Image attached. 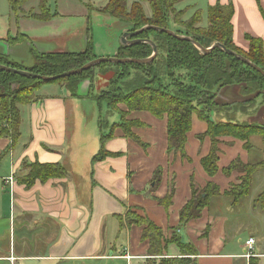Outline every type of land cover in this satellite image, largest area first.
Wrapping results in <instances>:
<instances>
[{"label":"crops","instance_id":"crops-1","mask_svg":"<svg viewBox=\"0 0 264 264\" xmlns=\"http://www.w3.org/2000/svg\"><path fill=\"white\" fill-rule=\"evenodd\" d=\"M51 1L49 5L52 10L54 7L57 17L65 16L71 22L86 25L72 34L78 38V33H83L84 43L74 50L84 51L87 23L93 13L102 14L98 10L110 0ZM135 1L128 0V7L131 8ZM194 1L192 3L206 13V17L209 7L233 5L235 46L248 52L247 37H251L261 40L264 48V0ZM12 17L11 12H0V56L10 48L7 59L24 62L26 68L35 65V55L28 46L7 42L8 37L14 39L19 33L40 45L37 53L74 52L68 42H62L59 37L48 39L56 37L55 32L61 30L46 26L56 18L48 23L40 22L43 26L38 25L39 30L36 28L33 34L25 29L28 22L23 20L16 24ZM123 29L126 33L127 29ZM79 87L81 96H73L65 85L43 86L37 92L36 101L20 106L19 140L13 144L10 138H0V264H158L159 257L149 256V243L143 241V227L125 224L121 228L119 218L125 217L130 209L148 217L163 231L167 241L172 240L173 235L178 236L182 248L175 243L164 244V258H180L191 252L194 255L190 258L196 264L264 262V234L259 239L251 234L243 239L238 234L230 240L226 233L227 219L220 217L221 213L213 205L204 209L199 218L181 224L180 213L192 198L193 184L196 189H203L212 182L223 194L238 182L240 173L234 172L227 177L223 170L239 159L226 157V150L245 151L243 142L226 140L233 143L221 148L220 171L210 178L201 160L209 154L211 140L198 138L207 131V124L202 133L192 134L191 131L188 134L186 153L189 160H185L180 155L168 154L167 117L159 119L148 112L130 113L129 120L142 123L141 127L133 128V133L143 143L140 145L114 126L121 122L120 113H116L115 120L112 117L115 113L105 116L95 101H89L92 100L90 93L83 96L87 85L82 83ZM111 129L113 137L104 145L109 156L93 164L94 157L101 151L102 136ZM260 140L251 139L254 148L245 151L246 155L240 159L242 163L255 164L264 160V139ZM203 143L206 146L202 152ZM257 149L261 154L250 159ZM36 163L63 166L68 175L47 182L36 181L27 187L19 178L27 175L25 166ZM160 169L161 179L156 186L155 175ZM10 177L15 178L13 183L8 181ZM170 187L174 189V197L167 209L160 202L168 195ZM250 238L255 241V255L247 259L244 255Z\"/></svg>","mask_w":264,"mask_h":264},{"label":"trees","instance_id":"trees-1","mask_svg":"<svg viewBox=\"0 0 264 264\" xmlns=\"http://www.w3.org/2000/svg\"><path fill=\"white\" fill-rule=\"evenodd\" d=\"M30 0H20L19 4L8 0L11 11L16 16L21 12V5ZM184 0H138L131 8L128 0H110L98 11L117 19L123 25L130 27L132 32L146 26H153L171 30L177 35L188 36L197 41L205 49L215 43H220L227 49L243 56L259 68L264 70V48L261 40L247 37L250 43L248 52L237 48L233 42L232 18L233 5H220L209 7L207 11V26H202L203 13L195 21L182 22L178 19L174 7ZM41 10L34 16L41 23L52 21L58 16L49 5V0H40ZM143 4L150 6V15L144 10ZM173 17L174 21H172ZM178 29L174 30L171 25ZM90 32V27L88 28ZM135 39L149 40L158 48L156 59L146 65L137 64H101L79 75L44 82L31 77L20 76L8 71L0 70V138H10L15 144L20 138L21 114L20 106H27L37 100V92L46 85H65L67 91L78 96L79 86L86 80L94 77L97 68L116 69L110 84L114 89L105 91L96 99L100 109L107 107V113H120L121 122L114 125L121 128L125 135L135 142L143 145L141 140L133 133V128L141 127L139 121L129 120L132 112H148L159 119L167 117L168 120V154L180 155L182 159L189 160L186 153L188 134L191 132L193 116L207 124V131L200 135V140L210 138L211 149L209 154L201 160L206 174L213 178L219 170V160L222 154L221 142L225 137H231L244 143V148L251 151L254 146L251 139L261 137L264 139V126L250 123H240L235 119L236 113H248L259 106L263 100L264 106V77L235 57L228 55L217 48L208 55L202 54L193 44L178 40L166 33L149 30ZM29 40L27 36L19 33L16 38L8 37L9 44L23 43ZM91 37L87 34V45L82 52H53L34 54L36 63L31 68L0 56V65L16 70L29 71L36 75L55 77L63 73L82 68L96 59L92 53ZM153 49L147 43L134 46H120L117 58L120 59H148ZM241 87V94L248 100L234 104H219L218 92L229 86ZM91 92V91H90ZM93 99L92 94L89 97ZM124 105L126 111L118 108ZM261 105V103H260ZM218 121H213L212 116ZM104 120H102L103 122ZM101 125L104 128V122ZM114 127V128H115ZM113 137L112 129L102 136L101 151L94 157L93 164L103 161L109 156L105 150V142ZM28 172L19 178L27 187L33 186L36 181L47 182L54 178H65L68 173L60 165L32 164L25 166ZM264 170V160L255 164H244L236 160L223 170L229 177L238 172V182L222 194L219 186L209 182L205 188L196 189L192 185V198L180 213L181 224L185 225L201 216L204 209L211 207L214 198L231 200V206H238L251 194V187L255 176ZM161 169L157 171L154 180L157 186L161 179ZM174 197V189L170 187L168 195L161 200L165 208H169ZM264 199V193L261 195ZM121 228L127 226L143 227V241L149 243V256L159 257L158 264H196L189 256L181 258H164V244H179L178 236L173 235L167 241L163 231L148 217L141 213L128 210L125 217H121ZM125 219V220H124ZM165 245V246H166ZM194 255V254H191ZM190 255V256H191ZM250 264H254L252 261Z\"/></svg>","mask_w":264,"mask_h":264},{"label":"rangeland","instance_id":"rangeland-1","mask_svg":"<svg viewBox=\"0 0 264 264\" xmlns=\"http://www.w3.org/2000/svg\"><path fill=\"white\" fill-rule=\"evenodd\" d=\"M13 1L14 2L16 1L15 3H17V5L20 3L19 2L20 0H13ZM33 1L34 0H30V1L25 2L24 5L22 4L21 12L17 13V15L15 16L14 13L10 11L11 7L9 8L8 0H0V12H3V14L7 12L8 13L11 12L13 16L12 21L16 24H19L21 21L25 20L26 22H28L27 26H25V29H27V31H30V33L34 34L35 32L33 31H37L35 30L36 28H38L39 30L40 27L38 25L41 24L40 21L33 18L34 16H38L40 14L41 2L39 0V3H38V0H36V2L33 3ZM50 2L52 3L51 0ZM192 2L193 0H184L179 5L174 7L175 13L179 16L178 19L182 20V22H189L191 20L195 21L197 17L199 16V13H200L199 11L201 10H199L198 6ZM143 7H144V10H146V12L150 15V6L148 4H143ZM69 8L71 7H68V9ZM87 9L90 10V8H87ZM53 10H54V7H53ZM103 15L104 14L93 13L92 18L90 19V22L87 23L86 33L89 34L91 37L92 53H93V56L96 57V59L113 58L115 55H117L118 50L122 43L121 40H122L123 34L125 33L123 31L124 30L123 28L125 27L127 29L126 32H132L130 27L123 25L122 23L117 21V19L112 17V19L110 20V17L108 15H104V16ZM203 17H204V21L202 23V26H207L206 13L203 14ZM171 18H172V21H174L173 20L174 18L173 17ZM71 21L72 20H69V18L66 19L65 16L63 18L56 17V19L51 24L46 25V26H50L54 30H57L59 28L61 30H58V32H55L56 35L54 36L56 37H52L48 39L54 40L55 38L58 39L59 37V39H61L62 42L63 41L68 42L67 45H69L74 52H78L77 50H74V49H77L75 48L76 46L79 47L81 43L82 44L84 43L82 39L83 33L82 32L78 33L80 34L78 38H76L75 36H72V34H76L82 28L86 27V25L84 23L77 24V22H71ZM40 26H43V25H40ZM89 27H90V32L88 30ZM171 27L174 30L178 29L173 24L171 25ZM49 31L53 33L51 29ZM57 34H60L61 36H57ZM67 36H70L72 39L67 38ZM73 39H77L79 42ZM40 43H43V42H40ZM51 44L56 45L55 43H51ZM37 46L40 47L38 43H37ZM45 47L46 46L44 45L42 49ZM99 68H97L94 72L95 78L91 79L92 83H91L90 93L92 94L93 99L92 100L87 99L91 103H93V101L96 102V99L103 92L105 91L112 92V90L114 89V87H112V85L110 84V81L116 69L106 68V67H103L101 69ZM244 100L245 101L248 100V97H244L241 94V87L237 85L224 87L217 94V101L219 102V104H234L236 102H242ZM258 104H259L258 107H256L254 110L252 109L246 114L237 112L235 116L236 121L240 123H244V122L250 123V124L256 123V125L263 126L264 125L263 100H260ZM118 108L126 109L124 105H119ZM97 110L99 112V108ZM103 111H104V115L106 116L107 107H104L102 112ZM114 115L112 117L115 120V118L117 117V114L115 113ZM212 120L218 121L219 118L213 115ZM205 127H206V123L201 122V120H199L196 117V115L193 116V125H192V130H191L192 134L202 133ZM259 138L262 139L261 137ZM259 138H252V139L254 142H258V141L261 142L262 140H260ZM229 139L233 141L236 140L231 137H225L222 139L220 148H224V147H227L228 145H232L233 141L230 143L226 142V140H229ZM190 146H193V143L190 142ZM205 146H206V143L201 144L200 151L203 152L205 150ZM245 151H242V150L233 151L231 149H227L226 157L230 158L231 156H235L236 158L239 157L238 160H240V159H243L244 156L246 155ZM260 151L261 150L257 149V153H255L254 156L251 155L250 159H253V157L257 158L258 155L261 154ZM263 181H264V170L255 176L253 184H252L253 188L251 187V194L249 195V197L246 198L242 203L238 204V206L236 207L230 206L231 200L215 199L212 201L211 206L213 205L217 209V211L221 213L220 217H224L227 219L226 233L228 234L229 239L230 238L232 239L238 234H241L243 239H247V237L250 234L255 235V237H257L258 239L263 237V234H264V199H261V195L264 193V184L261 185ZM256 184L257 186H255ZM256 187L258 188L256 189ZM190 255H191V252L183 254L184 257H187V256L190 257ZM262 264H264V262Z\"/></svg>","mask_w":264,"mask_h":264},{"label":"water","instance_id":"water-1","mask_svg":"<svg viewBox=\"0 0 264 264\" xmlns=\"http://www.w3.org/2000/svg\"><path fill=\"white\" fill-rule=\"evenodd\" d=\"M149 30H154V31H157V32L166 33V34H168V35H170V36H172V37H174V38H176L178 40H183V41L190 42L191 44H193L204 55H208L212 51H214L215 49L220 48L225 53H227L228 55L235 57L237 60L243 62L244 64H246L247 66H249L253 70H256L257 72H259L264 77V70L263 69L259 68L257 65L253 64L251 61L247 60L243 56H241V55H239V54L227 49L225 46L221 45L220 43H215V44L212 45L211 48L205 49L204 47H202L197 41H195L191 37L177 35L176 33H174L171 30L158 28V27H153V26H146V27H143V28H141V29H139L138 31H135V32H126V33L123 34V37H122V40H121L122 41V43H121L122 46H134V45H138V44H142V43L149 44L152 47V49H153V54L148 59H143V60L142 59H130V58L120 59V58H117V57L100 58V59H95V60L89 62L88 64L84 65L82 68H79V69H76V70H72V71L63 73L61 75L55 76V77H45V76H41V75H36V74H33V73L29 72V71H25V70L20 71V70L8 68L7 66H2V65H0V70L8 71V72H11V73H14V74H17V75H20V76H24V77H31V78L38 79V80H41V81H44V82H52V81H56L58 79H64V78H69V77H72V76L79 75V74H81V73H83L85 71H88V70H90V69H92V68H94L96 66L101 65V64H107V63L108 64H116V65H126V64L146 65V64H150L156 59V57L158 55L157 45L154 42L149 41V40L135 39L138 36H140L141 34L147 32ZM22 45L28 46L30 48V50H32L33 54L37 53L36 52V48L38 46H37L36 43L34 44V42L32 43V42H30L28 40H25L23 42V44L18 45V46H22ZM86 45H87V43H86ZM6 47L8 48L7 45H6ZM85 48H86V46H85ZM10 51H11V49L9 48L7 51L3 52V54H1V55H3V57H6V58L8 57L9 58V56H7V55L10 54ZM41 54H43V53H41ZM9 60H11V59H9ZM20 61H22V60H20ZM16 63L24 66L23 65L24 62H16ZM31 67H33V66H31ZM82 83L87 85V91L85 93H83V96H88V94L90 93L89 91H90V86H91L92 82H91V80H86V81H84ZM78 94H79L78 96H81L80 92H78ZM251 124L256 125V123H251Z\"/></svg>","mask_w":264,"mask_h":264},{"label":"built area","instance_id":"built-area-1","mask_svg":"<svg viewBox=\"0 0 264 264\" xmlns=\"http://www.w3.org/2000/svg\"><path fill=\"white\" fill-rule=\"evenodd\" d=\"M8 181H10L11 183H13L14 177L8 178ZM254 245H255V241L252 238H250L246 242L247 249H246L245 255H244L245 258L250 259V258H252L255 255V253H254ZM127 258H129V257H127Z\"/></svg>","mask_w":264,"mask_h":264}]
</instances>
